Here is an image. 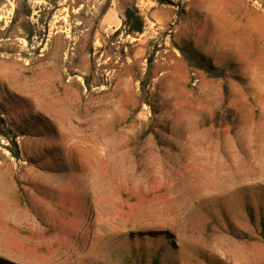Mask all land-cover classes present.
Masks as SVG:
<instances>
[{"label": "rangeland", "instance_id": "rangeland-1", "mask_svg": "<svg viewBox=\"0 0 264 264\" xmlns=\"http://www.w3.org/2000/svg\"><path fill=\"white\" fill-rule=\"evenodd\" d=\"M0 264H264V0H0Z\"/></svg>", "mask_w": 264, "mask_h": 264}, {"label": "trees", "instance_id": "trees-1", "mask_svg": "<svg viewBox=\"0 0 264 264\" xmlns=\"http://www.w3.org/2000/svg\"><path fill=\"white\" fill-rule=\"evenodd\" d=\"M124 16H125L124 25L127 26L126 32L128 34L141 33L143 31V21L139 16H137L134 13V11L126 8ZM150 72H151V60L148 63L144 77L140 80V89L143 93H146V88L149 85L150 78H151ZM87 86L89 85L87 84ZM225 89H226V86H225ZM13 153L15 157H18L17 150H14Z\"/></svg>", "mask_w": 264, "mask_h": 264}]
</instances>
